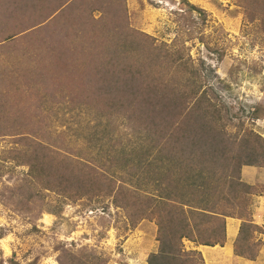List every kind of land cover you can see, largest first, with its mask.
Listing matches in <instances>:
<instances>
[{
    "label": "rangeland",
    "instance_id": "rangeland-1",
    "mask_svg": "<svg viewBox=\"0 0 264 264\" xmlns=\"http://www.w3.org/2000/svg\"><path fill=\"white\" fill-rule=\"evenodd\" d=\"M13 1L0 0V264H147L149 255L159 249V227L148 219L136 224L132 219L140 218L134 209L118 207L117 197L105 195L97 179H85L89 173L95 176L86 166L101 163L94 161L101 150L86 141L91 130L84 131L97 111L48 88L45 61L47 41L53 40L50 33L62 37L67 13L78 30L70 27L67 34L85 35L83 30L96 26L94 20L107 21L111 27L121 24L124 32H143L200 69L219 97L217 106L223 113L227 109L233 119L228 127L233 137L240 139L247 129L264 137L261 10L247 6L248 0H20L19 8L13 7ZM33 1L37 5L31 9ZM5 21L17 30L5 32ZM67 41L64 37L62 44ZM34 46L39 50L32 54ZM36 52L45 61H37ZM113 120L115 131L112 126L104 131L99 128L97 136L106 138L111 133L125 141L127 122L123 117ZM20 126L25 127L26 136L18 139L15 134ZM101 139H96L100 148L104 147ZM34 142L52 148L61 165L72 161L71 178L80 182L68 184L67 176L56 183V172H37L33 177ZM256 168L260 175L251 171L247 176L261 180L247 182L244 167L242 178L255 190L247 218L261 227V232H254L255 240L262 242L258 256L252 261L235 255L233 243L232 254L210 253L206 260L199 246L184 240L186 250L201 252L204 264H264V168ZM130 201L124 197V203Z\"/></svg>",
    "mask_w": 264,
    "mask_h": 264
},
{
    "label": "trees",
    "instance_id": "trees-1",
    "mask_svg": "<svg viewBox=\"0 0 264 264\" xmlns=\"http://www.w3.org/2000/svg\"><path fill=\"white\" fill-rule=\"evenodd\" d=\"M19 4L20 0L13 1V7ZM246 4L264 16V0ZM36 5L33 1L31 9ZM71 19L67 13L62 37L50 33L53 40L47 41V61L36 52L37 61L47 62L49 89L60 90L78 106L97 111L84 131L91 130L86 141L101 150L94 159L101 163L86 166L95 176L89 173L85 179H97L105 195L117 197L118 207L134 209L140 218L132 219L136 224L143 219L156 221L159 249L149 255L147 264H204L201 252L186 250L183 242L224 247L227 218L242 221L235 255L255 260L262 242L255 240L254 232H261V227L247 218L255 190L243 180L242 169L264 168V137L251 129L244 130L240 139L233 137L228 131L233 122L229 112L217 106L219 97L213 87L182 53L165 50V45L161 47L143 32H124L121 24L111 27L107 21L94 20L96 26L79 36ZM9 25V21L3 23L5 32L17 30ZM70 27L77 32L67 34ZM64 37L66 44H62ZM35 50L39 49L34 46L32 54ZM114 116L127 122L125 141L111 133L106 138L97 136L99 128L104 131L112 126L115 131ZM20 128L15 134L18 139L26 136L25 127ZM96 139L104 147L96 145ZM31 152L33 177L37 172H56V183L67 176L68 184L80 182L76 173L77 179L71 178L72 161L61 165L49 146L34 142ZM82 188L86 187L82 184ZM125 196L132 202L124 203Z\"/></svg>",
    "mask_w": 264,
    "mask_h": 264
},
{
    "label": "crops",
    "instance_id": "crops-1",
    "mask_svg": "<svg viewBox=\"0 0 264 264\" xmlns=\"http://www.w3.org/2000/svg\"><path fill=\"white\" fill-rule=\"evenodd\" d=\"M243 170H244V172H243L244 176L243 177L245 178V180L247 182L254 183V182H257L258 180H261V179H257V176H255V177L247 176V174L251 171L257 172V174L260 175L261 173L258 171V168L246 166V167H244ZM261 177L264 178V175H262ZM240 223H241V221L238 219H235V218H228L227 219V242H226L224 247H221L218 245L215 247L199 246L197 249H199L203 253L206 260L208 259L207 257H208V254H210V253L226 252L228 254H232L233 253V243H234L235 239L237 238L238 231L240 229ZM261 253H262V255L264 254V245H263V248L261 250ZM260 258L262 259V257H260ZM260 261L261 260H259L258 262H260ZM143 263L146 264L145 261Z\"/></svg>",
    "mask_w": 264,
    "mask_h": 264
},
{
    "label": "bare ground",
    "instance_id": "bare-ground-1",
    "mask_svg": "<svg viewBox=\"0 0 264 264\" xmlns=\"http://www.w3.org/2000/svg\"><path fill=\"white\" fill-rule=\"evenodd\" d=\"M207 249V248H206Z\"/></svg>",
    "mask_w": 264,
    "mask_h": 264
},
{
    "label": "clouds",
    "instance_id": "clouds-1",
    "mask_svg": "<svg viewBox=\"0 0 264 264\" xmlns=\"http://www.w3.org/2000/svg\"><path fill=\"white\" fill-rule=\"evenodd\" d=\"M246 167V166H245Z\"/></svg>",
    "mask_w": 264,
    "mask_h": 264
}]
</instances>
